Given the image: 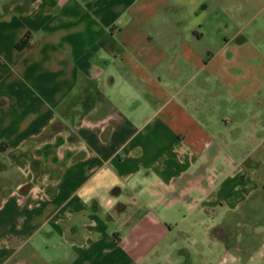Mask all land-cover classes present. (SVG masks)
<instances>
[{
	"label": "crops",
	"instance_id": "1",
	"mask_svg": "<svg viewBox=\"0 0 264 264\" xmlns=\"http://www.w3.org/2000/svg\"><path fill=\"white\" fill-rule=\"evenodd\" d=\"M252 142L264 0H0V264H158Z\"/></svg>",
	"mask_w": 264,
	"mask_h": 264
},
{
	"label": "rangeland",
	"instance_id": "2",
	"mask_svg": "<svg viewBox=\"0 0 264 264\" xmlns=\"http://www.w3.org/2000/svg\"><path fill=\"white\" fill-rule=\"evenodd\" d=\"M243 149H249L254 176L264 177V143L243 144ZM14 156L17 161L26 159ZM22 170L37 174L32 162L22 165ZM238 194L240 200L207 203L200 214L191 207L190 220L181 231L176 227L173 253L158 264H264V189Z\"/></svg>",
	"mask_w": 264,
	"mask_h": 264
},
{
	"label": "trees",
	"instance_id": "3",
	"mask_svg": "<svg viewBox=\"0 0 264 264\" xmlns=\"http://www.w3.org/2000/svg\"><path fill=\"white\" fill-rule=\"evenodd\" d=\"M27 39H28V38H27V36H26L24 39H22V41H21L22 43L20 42L19 45H23V44L27 41Z\"/></svg>",
	"mask_w": 264,
	"mask_h": 264
}]
</instances>
